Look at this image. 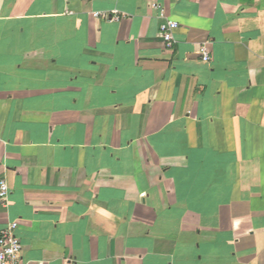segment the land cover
<instances>
[{
  "label": "crops",
  "instance_id": "0c3cea01",
  "mask_svg": "<svg viewBox=\"0 0 264 264\" xmlns=\"http://www.w3.org/2000/svg\"><path fill=\"white\" fill-rule=\"evenodd\" d=\"M1 179L23 264H264V0H0Z\"/></svg>",
  "mask_w": 264,
  "mask_h": 264
},
{
  "label": "built area",
  "instance_id": "2783aa9c",
  "mask_svg": "<svg viewBox=\"0 0 264 264\" xmlns=\"http://www.w3.org/2000/svg\"><path fill=\"white\" fill-rule=\"evenodd\" d=\"M153 7L159 10L163 22L160 25L161 36L165 42L166 49L172 50L177 40L175 32L179 28V22L166 16L164 8L158 3H154ZM97 12L95 16H99ZM109 20H119L120 16L106 17ZM200 53L204 61L210 59L208 49L203 45ZM10 190L5 179L0 180V204L5 205L9 197ZM18 222H12L5 230L1 232L0 236V264H23L21 261V254L23 244L20 237L17 235L16 230Z\"/></svg>",
  "mask_w": 264,
  "mask_h": 264
}]
</instances>
